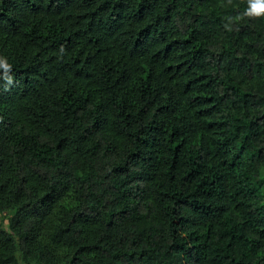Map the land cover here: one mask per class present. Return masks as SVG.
<instances>
[{"label": "trees", "instance_id": "16d2710c", "mask_svg": "<svg viewBox=\"0 0 264 264\" xmlns=\"http://www.w3.org/2000/svg\"><path fill=\"white\" fill-rule=\"evenodd\" d=\"M247 7L0 0V264H264Z\"/></svg>", "mask_w": 264, "mask_h": 264}, {"label": "clouds", "instance_id": "9594fccd", "mask_svg": "<svg viewBox=\"0 0 264 264\" xmlns=\"http://www.w3.org/2000/svg\"><path fill=\"white\" fill-rule=\"evenodd\" d=\"M229 2H231V0H229ZM243 16L251 18L264 16V0H248V7L243 13ZM228 19L231 20L232 18L229 17ZM225 28H229V25L225 24ZM229 30L231 29L229 28ZM0 67L7 70L10 69L11 65L8 64L6 58L0 57ZM9 80L11 81V78H9Z\"/></svg>", "mask_w": 264, "mask_h": 264}]
</instances>
